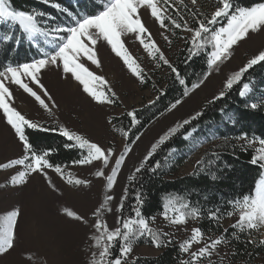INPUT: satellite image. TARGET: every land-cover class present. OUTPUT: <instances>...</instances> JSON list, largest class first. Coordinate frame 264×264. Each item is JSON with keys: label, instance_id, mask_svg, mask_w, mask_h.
<instances>
[{"label": "snow or ice", "instance_id": "obj_1", "mask_svg": "<svg viewBox=\"0 0 264 264\" xmlns=\"http://www.w3.org/2000/svg\"><path fill=\"white\" fill-rule=\"evenodd\" d=\"M41 3L66 13L70 18L67 22L60 21L50 23L54 18L47 12L38 9H18L11 0H0V25H8L5 32H0V41H12L21 43L26 40L30 46L39 48L41 58L33 59L30 63H21L16 66L8 65L0 71V112H2L6 123L14 130L15 136L23 148L21 158L12 159L7 163L0 164V168H10L16 165L23 167L10 177V183L19 185L26 182L32 173L43 174L48 179L46 169H52L62 178H65L64 169L60 165L50 162L52 149H38L31 142L26 134L27 129L38 131H58L70 143H66V148H77L81 150V158L74 160L73 164L88 165L95 161L102 162L104 167H108L112 159L114 164L111 172L105 177L102 169L95 172L96 177H105L106 187L111 189L115 183L120 166L125 162V157L131 152V147L125 144L123 151L116 155L111 148H105L97 142H93L77 132H74L63 125L58 129H48L38 122L26 118L13 106V94L7 84L18 85L29 96L34 97L40 106L52 114V108L57 107L53 102L51 106L41 98L46 97L52 101L51 95L44 88L39 79L42 70L54 66L62 69L63 74L70 76L82 86V90L97 104H111L114 102L115 92L107 86V81L96 75L86 66L85 61L90 62L97 68L101 66L98 58L96 45L99 41H104L111 50L119 57L128 71L141 83L146 82V73L137 60L130 54L125 46L123 37L133 34L139 41L147 55L157 61L167 65L175 75L180 85H186L178 69L165 57L159 46L153 40L151 33L142 20L141 10H147L159 27L165 31L180 29L189 34L185 38L187 45L186 61L193 57H198L206 53V65L208 71L199 82L192 83L191 89L184 87V96H188L190 90H195L211 74V70L218 67L231 55V50L239 42L248 38L251 34L264 31V0L254 2L250 6H242L236 0H216L214 10L210 15H205L196 8L198 0H190L192 8L185 4L184 0H97L98 10L92 14H74L67 8L62 7L58 0H40ZM181 6L188 9L189 17L195 26H190L189 19L181 12ZM226 21V23H221ZM220 25L216 27V25ZM15 28L20 36H14L11 29ZM173 34H175L173 32ZM163 35V33H162ZM165 40L171 41L167 36ZM48 46L47 50L40 47V41ZM210 49V50H209ZM264 63V50L258 52L238 71L230 75L224 83L223 90L213 100L221 99L226 92L233 88L235 84L241 82L244 74L253 66ZM36 85L41 94L30 87V83ZM7 82V84H6ZM250 91L249 83H243L239 95L245 97ZM163 94V93H161ZM150 104L154 101H149ZM181 103L177 99L169 107V111L176 108ZM252 109L257 108L256 103L248 105ZM201 113L197 112L191 119H196ZM131 118V125L134 127L139 123L135 110L127 112ZM229 120L231 116L227 117ZM191 119H186L182 123L176 124L168 129L159 139L152 144L150 151L144 156L140 165L135 168L134 173L128 177L130 182L137 179L136 174L146 168L148 163L156 154L161 145L165 144L172 136L176 135L181 128L191 123ZM125 139L129 138V131L121 130ZM188 133L185 138L190 136ZM138 140L139 137H136ZM246 147L253 148V164H260L264 168V138L253 137L249 139L247 135L240 137ZM132 143H135L133 141ZM86 153V154H85ZM217 156V153H212ZM167 163V158H165ZM213 161L205 162L203 159L197 161L196 167L200 172L206 170V165H211ZM161 167V162L149 168L155 171ZM195 174V173H194ZM213 179L215 174L211 173ZM66 182L75 185H87V180L73 178L68 174ZM49 183L51 181L49 180ZM127 192V189L125 190ZM114 199L111 195H105L104 200L93 212L95 223L91 227L95 230L91 235V247L95 250L91 254L89 264H128V258L133 252L134 245L142 238L150 240L154 247H165L172 243L170 234L152 227L155 217H146L142 213L144 198L140 192L136 193L135 204L131 208V214H124V201L127 196L121 198L117 212L115 228H109L104 213L111 211L108 202ZM230 210L223 212L224 216L235 217L230 225L233 229L231 235L235 239L240 238V234L247 233L249 237L253 232L264 230V174L254 183L252 189L241 194L238 198L228 202ZM161 216L171 225H185L189 219L199 220L203 215L200 207L194 206L191 201L181 194H168L162 203ZM68 217L77 221H87L84 217L74 211L65 209ZM19 210L14 209L0 217V254L7 253L14 247L16 239V226ZM208 218L212 221H219L222 218L221 210H209ZM225 232L228 230L225 229ZM255 239H248L247 243L253 244ZM264 245V239L258 241ZM227 243L224 235L209 238L205 242V233L199 227L191 229V235L179 244V252L187 254V260H180V264H203L205 258L211 264V257L221 244ZM202 244L201 247L192 251L194 245ZM118 248V254H114V249Z\"/></svg>", "mask_w": 264, "mask_h": 264}, {"label": "rangeland", "instance_id": "obj_2", "mask_svg": "<svg viewBox=\"0 0 264 264\" xmlns=\"http://www.w3.org/2000/svg\"><path fill=\"white\" fill-rule=\"evenodd\" d=\"M184 2L189 8L193 7L190 0H184ZM215 5L216 0H198L196 8L205 15H210ZM181 12L189 19L190 26H195L189 17L188 9L181 6ZM141 16L153 40L165 57L173 63L174 54L182 47L189 34L180 29L173 31L161 29L147 10H141ZM164 36H167L171 43L165 40ZM122 39L130 54L144 69L146 82L150 81L155 84L169 71V67L162 62L157 66V61L147 55L133 34ZM25 43L28 42L25 40ZM40 47L46 50L48 48L42 40ZM96 50L101 66L97 68L90 62L85 61V63L96 75L102 76L107 81V86L115 92L114 102L111 104H97L92 101L83 92L82 86L78 82L70 76L66 77L62 69L54 66L42 70L39 74V79L51 95L52 101L43 97L36 85L25 81L30 83V87L34 91L41 94V98L46 103L51 106L54 102L57 105V107L52 108L51 115L40 106L34 97L29 96L18 85L7 84V82L6 84L14 97L13 106L26 118L40 123L43 127L54 126L58 129L60 125H63L105 148H111L116 155H119L123 151L124 145L127 144V139L121 134L123 128L119 126L116 119L129 111L140 109L149 104V101H153L156 97L157 90L153 84L142 87L144 83L141 84L128 71L123 61L112 52L106 42L99 41ZM261 50H264V31L251 34L239 42L231 50L229 58L211 70V74L199 88L190 90L188 96L179 98L181 103L176 108L169 111V106L154 118L136 136L139 139L135 138V143L129 144L131 152L120 166L111 189L106 187L105 177L110 174L114 159L106 168L99 161L88 165L73 163L61 165L64 169L65 178H62L52 169H46L48 179H45L43 174L32 173L25 183L19 185L11 184L10 177L18 171H22V166L0 168V217L14 209H18L20 213L17 218L14 247L7 253L0 254V264H89L91 254L95 251L91 247L92 241L90 239L95 231L91 227L95 223L93 212L103 202L105 195L114 197L112 201L108 202L111 211L104 213V219L109 228H115L117 217L120 215L116 209L120 205L121 198L125 196L129 182L128 177L140 165L144 156L150 151L152 144L169 128L186 119H191L197 112L200 113L204 105L212 101L223 90L227 78L242 68L249 59ZM225 120L229 121L228 118ZM189 133L191 135L187 138L185 136L188 133L184 135L186 140H191L192 132ZM191 141L193 150L187 154V158L178 168L176 173L178 175L192 173L197 161L201 160L208 149L206 138L193 137ZM22 155L21 143L0 112V164L21 158ZM102 168L105 177H96L95 172ZM69 173L73 178L87 180L90 183L87 185L69 184L66 182ZM262 174H264V168L260 177ZM65 209L84 217L87 223L68 217L65 214ZM152 217H155V220L151 226L169 233L172 242L178 245L191 235L192 228L197 227V220L189 219L185 225H171L162 218L161 213ZM234 220L235 217H227L222 224L226 228ZM215 237L217 236L205 234V242L209 238ZM251 238L257 241L264 239V230L259 233L253 232ZM201 246L202 244L194 245L192 251ZM161 248L154 247L149 239L142 238L134 245L128 262L140 256H155L160 253ZM229 254L230 250L227 243L221 244L213 253L211 263L213 261L226 263ZM203 264H209V260L205 258ZM256 264H264V254L257 258Z\"/></svg>", "mask_w": 264, "mask_h": 264}, {"label": "trees", "instance_id": "obj_3", "mask_svg": "<svg viewBox=\"0 0 264 264\" xmlns=\"http://www.w3.org/2000/svg\"><path fill=\"white\" fill-rule=\"evenodd\" d=\"M11 2L18 9H38L49 13L54 18L50 23L67 22L70 19L66 13L44 5L40 0H11ZM58 2L77 15L92 14L99 8L97 0H58ZM254 2H260V0H236V3L242 6H250ZM219 26V24L216 25V27ZM8 28L6 24L0 25V32H5ZM11 32L14 36L21 35L15 28H12ZM187 55V45L184 43L174 54L172 63L185 79L186 85H180L169 68V71L157 83L148 81L142 85V87H148L153 84L157 94L153 99L154 103L135 109L138 124L133 127L131 118L127 114L116 119L123 130L129 131L128 145L154 118L184 96L185 86L191 88L192 83L199 82L204 77L208 70L206 53L185 62ZM40 57L39 49L25 43L23 39L21 43H16L15 39L7 42L0 41V71L9 64L16 66ZM243 83L250 85V91L245 97L239 95ZM252 103L257 104L256 109L248 106ZM200 113L199 117L191 119L190 124L185 125L160 146L146 168L136 174L137 179L134 182H128L124 214H131L137 192H140L144 198L142 213L146 217L162 212V203L168 194H181L194 206L203 210V215L197 220V227L201 228L206 235L225 236L230 250L229 258L226 263L213 261L211 264H256L257 258L264 254V245L257 240L253 244L247 243L251 238L247 233L240 234L239 239L233 238L231 235L233 229L230 226L225 228L222 222L227 218L223 212L230 210L228 202L252 189L263 169L259 163L251 162L254 150L246 147L240 137L246 134L249 139L264 138V63L249 69L240 83L228 90L223 98L206 103ZM228 116L232 117L229 121L225 120ZM189 132H192L191 140L193 137L207 139L208 149L201 159L205 162L211 160L213 163L206 165V170L203 172L195 167L190 174L178 175L176 174L178 168L187 158V154L193 150L192 141L184 138V135ZM26 134L36 148L53 150L49 159L54 165H68L81 158V150L66 148L65 144L70 142L59 135L58 131L44 132L27 129ZM214 152L219 158L212 155ZM157 161L161 162V167L155 171H149L148 169ZM211 173L215 174V179ZM216 209H220L222 214L218 222L208 218L209 210ZM225 229L228 231L225 232ZM114 254H117V248L114 249ZM187 259L186 254L179 252V245L172 242L162 247L157 255L136 257L128 264H180V260Z\"/></svg>", "mask_w": 264, "mask_h": 264}]
</instances>
